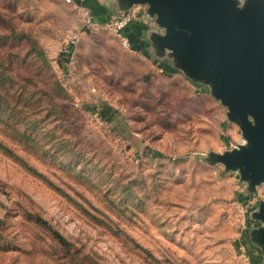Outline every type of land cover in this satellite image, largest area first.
<instances>
[{
	"label": "rangeland",
	"instance_id": "rangeland-1",
	"mask_svg": "<svg viewBox=\"0 0 264 264\" xmlns=\"http://www.w3.org/2000/svg\"><path fill=\"white\" fill-rule=\"evenodd\" d=\"M149 29L163 31L153 19ZM27 37L46 54L43 76ZM12 61L36 88L59 82L62 94L49 91L46 101L64 119L41 111L38 125L52 136L39 133L36 147L0 124V141L37 172L0 149V264H67L29 215L98 264H264L249 239L264 183L249 191L237 171L205 160L243 142L207 84L166 55L124 47L113 31L86 25L64 0H0V67ZM21 103L26 112L30 101ZM73 146L77 162L67 158ZM237 201L246 205L244 237L229 218ZM242 240L251 262L240 253Z\"/></svg>",
	"mask_w": 264,
	"mask_h": 264
},
{
	"label": "water",
	"instance_id": "water-1",
	"mask_svg": "<svg viewBox=\"0 0 264 264\" xmlns=\"http://www.w3.org/2000/svg\"><path fill=\"white\" fill-rule=\"evenodd\" d=\"M117 11L145 5L163 31L149 30V48L186 76L210 87L237 123L243 142L205 160L234 170L252 191L264 183V0H114ZM249 229L264 261V201Z\"/></svg>",
	"mask_w": 264,
	"mask_h": 264
},
{
	"label": "trees",
	"instance_id": "trees-1",
	"mask_svg": "<svg viewBox=\"0 0 264 264\" xmlns=\"http://www.w3.org/2000/svg\"><path fill=\"white\" fill-rule=\"evenodd\" d=\"M16 35L22 36L20 33ZM25 40L28 45V52L32 53L37 61H39L38 74L43 76L47 73V71H49L48 69H50L46 54L34 40H31L28 37ZM18 68L22 69L18 61H12L9 69L0 67V124L11 128L13 134L21 141L30 144L32 147H36L38 144L36 138L39 133L44 134L47 137L52 136V132L46 129V125H38L37 116L40 112L47 110L48 116H50V113L53 116H60L62 113L60 118L64 117V112L61 111L62 108L59 110V108L56 107V103H48L46 101V99L50 97L49 91L61 95L63 88L57 80L50 83L48 87L50 90L45 88L44 84L36 88L34 79L31 77L23 78L20 70L18 71ZM22 101L24 103L30 101V106L26 112L22 109V106L24 105H22ZM6 114L11 118L14 117L13 124H10L9 119L5 118ZM27 117H30V120L23 122L22 119ZM22 123H28L30 129L21 127ZM65 145H68V143L62 145L61 147H65ZM0 149L20 162L25 168L37 174L31 166H29L19 155L13 152L2 141H0ZM67 150L69 152V155L67 154V158L71 159L73 162H77L78 158L76 159V155L79 150L75 146L71 148L68 147ZM70 164L71 163H67V167H69ZM29 217L45 229L49 233L50 237L59 245V252L64 262L67 264H98L97 261L89 254L80 252L76 246L68 241L59 231L54 229L45 219L37 215H29ZM5 228L6 224L4 218L0 217V242L4 240Z\"/></svg>",
	"mask_w": 264,
	"mask_h": 264
},
{
	"label": "built area",
	"instance_id": "built-area-1",
	"mask_svg": "<svg viewBox=\"0 0 264 264\" xmlns=\"http://www.w3.org/2000/svg\"><path fill=\"white\" fill-rule=\"evenodd\" d=\"M67 3L73 4L80 12V16L82 17L85 24L92 27L97 28L99 26H103L106 29L113 31L120 39L122 45L124 47H130L131 42L128 35L125 32L126 27L132 21L136 20L140 15L137 11V6H132L125 11H118L117 14L105 21L97 20L91 9L77 0H64ZM231 216V217H230ZM230 221L234 227V230L238 233V235L244 237L245 228L247 227V218H246V205L239 201L234 203V214L229 215ZM241 255L244 260L247 262L250 261V252L247 248V245L244 240L239 242L238 246Z\"/></svg>",
	"mask_w": 264,
	"mask_h": 264
},
{
	"label": "crops",
	"instance_id": "crops-1",
	"mask_svg": "<svg viewBox=\"0 0 264 264\" xmlns=\"http://www.w3.org/2000/svg\"><path fill=\"white\" fill-rule=\"evenodd\" d=\"M77 1L89 7L94 17L99 21H105L106 19L115 16V14L118 12L114 0H108V1L77 0ZM113 7L115 8L116 11L115 13H113ZM139 15L140 16L136 20L129 23V25L125 29V32L128 35L132 46L140 48L141 46L145 45L146 48H148L149 37L147 33L149 30H151L149 29V25L152 22V20L146 16L145 11L142 14L140 13Z\"/></svg>",
	"mask_w": 264,
	"mask_h": 264
}]
</instances>
